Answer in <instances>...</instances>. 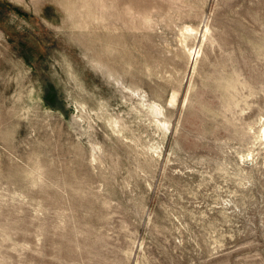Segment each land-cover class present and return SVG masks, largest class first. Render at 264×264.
I'll list each match as a JSON object with an SVG mask.
<instances>
[{"label":"rangeland","instance_id":"obj_1","mask_svg":"<svg viewBox=\"0 0 264 264\" xmlns=\"http://www.w3.org/2000/svg\"><path fill=\"white\" fill-rule=\"evenodd\" d=\"M0 264H264V0H0Z\"/></svg>","mask_w":264,"mask_h":264},{"label":"bare ground","instance_id":"obj_2","mask_svg":"<svg viewBox=\"0 0 264 264\" xmlns=\"http://www.w3.org/2000/svg\"><path fill=\"white\" fill-rule=\"evenodd\" d=\"M195 54V53H194Z\"/></svg>","mask_w":264,"mask_h":264}]
</instances>
